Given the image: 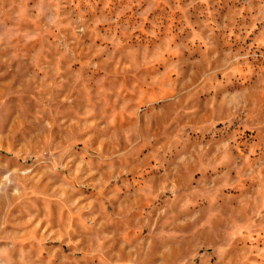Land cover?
I'll list each match as a JSON object with an SVG mask.
<instances>
[{
	"label": "rangeland",
	"instance_id": "374dc122",
	"mask_svg": "<svg viewBox=\"0 0 264 264\" xmlns=\"http://www.w3.org/2000/svg\"><path fill=\"white\" fill-rule=\"evenodd\" d=\"M0 264H264V0H0Z\"/></svg>",
	"mask_w": 264,
	"mask_h": 264
}]
</instances>
